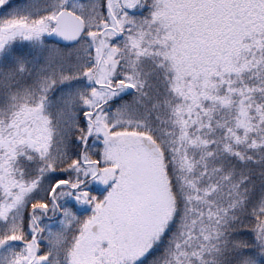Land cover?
I'll return each instance as SVG.
<instances>
[{"label":"snow or ice","instance_id":"obj_1","mask_svg":"<svg viewBox=\"0 0 264 264\" xmlns=\"http://www.w3.org/2000/svg\"><path fill=\"white\" fill-rule=\"evenodd\" d=\"M0 264H264V0H0Z\"/></svg>","mask_w":264,"mask_h":264}]
</instances>
